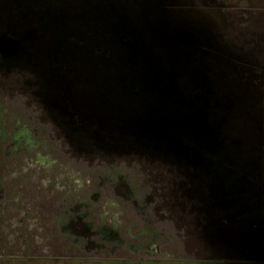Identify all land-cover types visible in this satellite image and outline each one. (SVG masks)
<instances>
[{"label": "water", "instance_id": "water-1", "mask_svg": "<svg viewBox=\"0 0 264 264\" xmlns=\"http://www.w3.org/2000/svg\"><path fill=\"white\" fill-rule=\"evenodd\" d=\"M181 1L69 0L55 12L34 11L35 28L24 34L26 51L34 56L48 49V55L53 43L69 45V65L63 75L51 71L52 81L69 85L70 117L85 129L98 126L102 141L119 138L142 153L180 162L196 156L193 144L206 147L200 136L205 133L204 140H211L214 118L222 126L221 137L242 135L241 147L247 146L242 152L233 145L227 153L212 155L208 147L200 151L209 156L206 163L186 165L195 172L190 183L198 191L193 194L206 207L208 219L217 205L211 206L210 197L221 193L228 198L218 213L222 223L233 224L217 228L218 246L229 244L236 259L264 262V243L256 242L264 238L263 229L253 230L252 221L244 218L264 213V85L244 78L241 53L237 57L238 51L221 45L219 30L211 26L212 12L197 7L196 20ZM18 48L16 39L0 37L2 59L15 57ZM53 63L42 56L39 60L49 69ZM178 84L183 88L172 87ZM191 89L199 91L193 104L191 97L186 100ZM149 90L155 95L147 96ZM177 95H185L184 113L169 105ZM218 101L234 103V109L226 112ZM185 107L191 108L186 114ZM202 188L210 197L202 195Z\"/></svg>", "mask_w": 264, "mask_h": 264}, {"label": "rangeland", "instance_id": "rangeland-1", "mask_svg": "<svg viewBox=\"0 0 264 264\" xmlns=\"http://www.w3.org/2000/svg\"><path fill=\"white\" fill-rule=\"evenodd\" d=\"M181 3L183 9H191L196 20L200 18L196 9L209 10V0ZM243 3L247 8H264V0ZM27 16L30 19L29 12ZM219 16L210 15L211 26H218L217 30ZM3 20L0 5V37L4 35ZM199 26L195 24V28ZM238 26L246 29L248 24L239 21ZM228 31L231 37L221 45L233 53L238 51L235 56L240 54L238 46L252 50L253 55L261 51L262 42L242 37L232 28ZM22 43L14 59L2 61L0 56V264H146L140 260L146 259L144 249L152 250L158 244L162 250L167 240L173 244L183 233L186 239L195 238L199 231L204 233L196 215L181 207L184 199L193 211L201 212L200 205L206 209L193 194L198 191L190 183L195 172L186 162L206 163L209 156L200 151L208 147L212 155L227 153L233 145L242 152L240 148L247 147H241L242 135L221 137L222 126L214 118L215 124H209L211 140H204L205 133L200 136L199 143H206V147L193 144L199 154L180 162L142 153L119 138L102 141L104 136L96 132L98 126L85 129L78 118L70 117L69 105L62 102L68 99V94L64 97L68 86L53 83V64L49 65L51 70L39 64L41 56L53 63L48 49L33 56L26 51L25 40ZM243 55L244 78H251L253 85H264V77L251 70L256 58L250 53ZM149 95L155 92L149 90ZM188 97L192 104L197 102L199 91L191 89L186 100ZM184 99L185 95L172 99L169 105L175 113H184ZM218 102L226 112L234 109V103ZM189 109L185 107V114ZM202 190V195L209 196ZM227 199L221 193L214 194L210 203L217 204L216 211L226 206ZM204 239L207 242L208 238ZM174 249L169 251L181 257ZM151 253L148 258L154 257Z\"/></svg>", "mask_w": 264, "mask_h": 264}, {"label": "flooded vegetation", "instance_id": "flooded-vegetation-1", "mask_svg": "<svg viewBox=\"0 0 264 264\" xmlns=\"http://www.w3.org/2000/svg\"><path fill=\"white\" fill-rule=\"evenodd\" d=\"M233 2L237 5H233ZM243 2L244 0H233L232 2L230 0H209L207 7H209L210 12L215 14V16H218V14H220L218 18L221 20V23L217 36L219 35L221 42L226 43V39L229 40V38L231 37V35H228V33L230 34V32L228 31L229 28H232L236 32H241L240 35L242 37L247 36L251 39V41L262 42L263 47H261V51L259 53L256 52L255 55H253L252 50H246L244 47L238 46L239 48L237 49L240 51L242 57H244V52L250 53L251 55H253V58H256H254L255 60H257L256 62L252 60L253 66H251V68L253 71L257 72L258 76L264 77V8H261L259 6L255 7L256 5L247 8L246 6H243ZM67 4H69V0H1L0 5L3 8V16L5 20L2 21V33L4 32L3 36L7 35L12 39H16L20 47V45L23 44L22 42H24L23 40L25 37V32L28 34V32H30L29 29L35 28L36 22H33L34 11L39 12L50 10L55 12L56 10L64 7ZM231 11H233L234 13L231 14ZM27 12L30 13V21H27ZM5 13L6 15H4ZM9 15H11V20L9 19ZM220 20L217 19V21ZM239 21L242 25L244 24V22H246L248 24L246 29L251 28V30L245 31L246 29L239 28ZM226 26H228V28H226ZM46 31H43V33H46ZM49 31L50 33H55L52 28ZM52 45L53 46H50V52L48 53V55H51L53 58H57L58 62L55 64L53 63V65L56 69H59L63 75L64 70H66V68L64 67L69 65V45H67L65 48L62 46H58L55 43H53ZM18 50L20 54V48H18ZM21 50L24 51L23 49ZM153 54L154 52L151 51V55ZM23 55L24 54L21 55L22 58H24ZM11 58L14 59V57ZM11 58L1 59L2 61H8L11 60ZM242 64L245 66V62H242ZM65 78H62V80H64V83L67 80L69 81V71H67ZM66 86H68L69 89V85L66 84ZM172 87L183 88V85L178 84L177 86L173 85ZM66 96L68 99H63L62 102H66V104L69 105V93H66L65 98ZM182 201V209H188L187 211L189 214L193 213L194 216L196 215V217L194 218L195 220H199L198 224L202 225L204 233H201L199 231V235H197L195 238L192 237L187 239L185 238V235L183 233L179 235L177 239H173V244L168 243L169 241L167 240V243H165V246L162 250H160L158 244L155 247H152V250L144 249V253H146L144 257H146V259H140L141 262H145L146 264H148L149 262L152 263L153 261H157V263L160 264H169L168 262H175L178 264H201L200 262L202 261V264H264V262H257L253 260L236 259V255L233 256V251H230L231 249L230 246H228V243L225 249H222V247H218V244L216 243L218 242V237H215L217 228L222 229L225 225L231 226L233 224L232 222L222 223L221 215H219L218 210L213 211V209H210L209 213H211V217H209L208 219L207 214L204 209H202L201 205V212L193 211L194 208L190 205V202H186V200L184 199ZM261 202L264 201L261 200ZM245 208L246 210L248 209L247 206ZM244 218L252 221V224H254L253 230L260 231L263 229L262 231L264 232V213H252V218L249 214L244 215ZM218 219H221V222L219 221L218 223ZM204 237L208 238L207 242H205ZM256 242H260L263 244L264 238ZM172 247H175L174 250L181 254V257L169 251V249ZM148 252H152L151 254H153L154 257L152 255H149L148 258ZM130 260L138 262L136 259ZM203 261L205 263H203Z\"/></svg>", "mask_w": 264, "mask_h": 264}, {"label": "crops", "instance_id": "crops-1", "mask_svg": "<svg viewBox=\"0 0 264 264\" xmlns=\"http://www.w3.org/2000/svg\"><path fill=\"white\" fill-rule=\"evenodd\" d=\"M250 262V261H249Z\"/></svg>", "mask_w": 264, "mask_h": 264}]
</instances>
